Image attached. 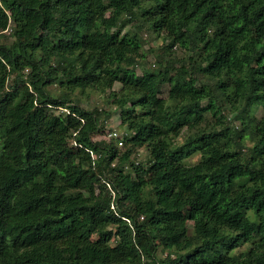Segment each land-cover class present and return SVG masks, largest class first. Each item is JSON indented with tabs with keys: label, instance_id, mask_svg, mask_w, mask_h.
I'll return each instance as SVG.
<instances>
[{
	"label": "trees",
	"instance_id": "obj_1",
	"mask_svg": "<svg viewBox=\"0 0 264 264\" xmlns=\"http://www.w3.org/2000/svg\"><path fill=\"white\" fill-rule=\"evenodd\" d=\"M0 264H264V0H0Z\"/></svg>",
	"mask_w": 264,
	"mask_h": 264
},
{
	"label": "rangeland",
	"instance_id": "obj_2",
	"mask_svg": "<svg viewBox=\"0 0 264 264\" xmlns=\"http://www.w3.org/2000/svg\"><path fill=\"white\" fill-rule=\"evenodd\" d=\"M140 23V21H139ZM138 24V22L136 23ZM135 30V25H129L123 32L124 34L126 33H131ZM142 36H143V49H142V54L145 56V59L137 66V73L142 74L144 70H148L151 68L155 69L159 66L158 63V57L162 55L165 52V41L163 40V36L159 37L158 35L154 34L152 31L148 29H144L142 31ZM6 42L10 43L11 40H6ZM174 55L172 58L174 60H181L184 57H186L188 54L184 50H181L179 48L174 49ZM121 88V85L119 83L114 85V90L119 91ZM53 92L56 94L60 93V90L58 89L57 86H54L52 88ZM168 91H169V86L166 85L163 87V91L161 94V97L164 99L168 98ZM109 91L108 92H101V91H93V90H88L83 92L77 91L74 96L73 100L76 104L80 105L81 107L85 108L88 111H93V110H99L103 113L102 115V120H104L105 123V131L101 133L98 136H95V140H107L108 134L110 132H118L121 137H124L126 134V129L121 125V119H120V110L116 107V105L113 103V101L109 97ZM206 104V102H204ZM106 113V114H105ZM254 117L256 119H260L263 115V111L261 108H255L253 113ZM230 122H233V125H238V122L235 121L233 115H229ZM187 135V132H184L183 135H181L180 138L177 139L176 142L181 144L185 140V136ZM117 144V142L115 141ZM248 142H246L247 144ZM249 144V143H248ZM118 148H123L122 146L118 145ZM123 150V149H121ZM146 157V152L145 150H138L136 152V158L141 160H144ZM200 159V156L198 155H193L189 159L186 160L187 165H194L196 164ZM251 218H254L251 215ZM190 226H192L190 224ZM248 248V245L242 246L240 249L235 250L234 252H241L243 250H246ZM160 257H164V254L159 253Z\"/></svg>",
	"mask_w": 264,
	"mask_h": 264
},
{
	"label": "built area",
	"instance_id": "obj_3",
	"mask_svg": "<svg viewBox=\"0 0 264 264\" xmlns=\"http://www.w3.org/2000/svg\"><path fill=\"white\" fill-rule=\"evenodd\" d=\"M93 140L96 141L95 138H93ZM111 140L116 141L117 144L120 145V147H121V146L123 147V144H124V143H123V142H124V141H123V137H121L120 134H119L118 132L114 131V132H110V133L108 134L107 141H111Z\"/></svg>",
	"mask_w": 264,
	"mask_h": 264
}]
</instances>
